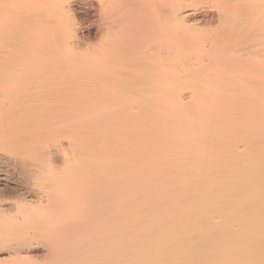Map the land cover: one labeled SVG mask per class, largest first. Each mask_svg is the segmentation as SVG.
Returning a JSON list of instances; mask_svg holds the SVG:
<instances>
[{
    "label": "bare ground",
    "instance_id": "obj_1",
    "mask_svg": "<svg viewBox=\"0 0 264 264\" xmlns=\"http://www.w3.org/2000/svg\"><path fill=\"white\" fill-rule=\"evenodd\" d=\"M171 1L167 26L116 32L114 18L103 42L197 22ZM239 1L224 0L223 36L162 39L135 66L116 44L69 72L77 55L43 32L28 57L54 75L27 80L9 69L21 48L0 46V264H264V24Z\"/></svg>",
    "mask_w": 264,
    "mask_h": 264
},
{
    "label": "rangeland",
    "instance_id": "obj_2",
    "mask_svg": "<svg viewBox=\"0 0 264 264\" xmlns=\"http://www.w3.org/2000/svg\"><path fill=\"white\" fill-rule=\"evenodd\" d=\"M172 2L171 0H141V2L129 0L126 3V0H111V3L107 4L106 1L100 0H59L55 2L50 0H17L13 3L14 6H17L16 10L0 14V46H4V43H6V46H9L12 51L21 48L14 63L9 64L11 77H20L27 80L53 77L54 73L42 71V64L28 57V53L40 42L42 43L40 33L43 32L49 34L48 39H52L50 43L54 44L55 48L58 47L62 51H68L63 53L64 55H68L71 50L74 51L77 58L71 59L69 72H77L84 69V67L89 69L96 67V64L101 62L98 57L103 54L107 57L109 52L114 51L116 44L119 46L118 51H124L126 57H128L125 63L127 64L128 61L129 64L135 66L141 59L143 60L144 52L152 53L159 45L163 44V40L167 45H178L181 36L194 35L195 38L191 36L190 38L197 39V44L204 43L211 38L223 36L229 28L221 25L218 19L225 5L224 0H188L184 4V12L195 13L197 22L194 19V21L191 20L185 25L176 26L177 28H172L174 26L171 24L168 28L162 29L158 33L155 32V34L152 33L155 30L151 29L146 32L147 29H145L133 35L129 33L128 36L117 39L115 43L111 41L113 43L110 46L103 42L101 33L105 34V24L114 18H118L117 29L113 30L116 32L128 28L131 24L136 25L138 23L144 26L152 24H159L158 27L161 25L162 27L167 26L169 20L171 23L170 8H172ZM71 3L74 4L73 12L67 14L64 8L66 9ZM122 4L131 5V8L127 9ZM239 5L241 7L238 6L240 9L238 8L239 10L235 14L240 19H245L247 26L250 25L248 27L255 29L257 25L264 24V6H262L264 0H240ZM124 8L126 9L125 12H123ZM10 22L15 24L19 22L21 25L8 28L1 27ZM261 35L259 43L260 46L264 47V31ZM181 51L183 49L178 48L175 51L176 53L168 60L156 56L150 63H164L166 60L176 63L179 60ZM146 54L148 55V53ZM152 54L155 55L154 52ZM173 75H175L174 77L181 76L179 71L173 72ZM114 86L116 84L112 83V87ZM74 88L77 91L80 87ZM105 95V91L98 94H88L84 102L90 107L97 103L98 96L103 97ZM40 248L47 249L44 245ZM34 255V258L29 259L32 264H56L55 260L47 258V255L43 252Z\"/></svg>",
    "mask_w": 264,
    "mask_h": 264
}]
</instances>
